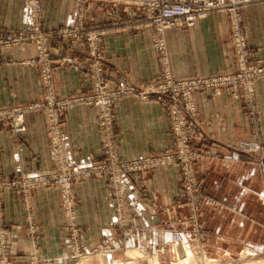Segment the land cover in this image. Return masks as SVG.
<instances>
[{
  "label": "crops",
  "instance_id": "0c3cea01",
  "mask_svg": "<svg viewBox=\"0 0 264 264\" xmlns=\"http://www.w3.org/2000/svg\"><path fill=\"white\" fill-rule=\"evenodd\" d=\"M25 0H0V32L25 31L30 26ZM38 22L51 30L74 22L75 0H39ZM106 6L87 3L83 18L86 26L102 25L107 20ZM120 13L132 18L136 11L121 8ZM240 25L250 56L264 62V1L252 3L240 11ZM167 67L174 78L206 76L234 69L229 23L223 13H216L195 23L192 28H170L163 35ZM105 57L103 68L108 78L121 76L137 83L155 76L158 60L149 32H110L102 37ZM78 51V50H77ZM79 52V51H78ZM33 57L29 45L0 52V106H19L42 97L38 70L26 62ZM52 85L57 98L87 94L90 80L77 66H60L52 61ZM257 107L258 140L264 146V78L254 83ZM197 118L202 122L203 136L199 148L215 156L202 158L206 176L204 188L235 186L241 191L253 187L264 193V173L255 163L264 158V149L248 154L241 145L251 141V124L241 99L233 100L222 90L214 96L195 93ZM114 133L118 157L130 160L149 151L164 152L171 147L165 111L153 101H139L124 96L113 106ZM25 132L12 136L0 127V177L14 179L20 175H38L54 169V158L46 135L45 116L40 111L24 114ZM65 134L64 160L68 165L84 166L99 159L100 138L92 107L76 102L67 107L62 117ZM252 176L254 183L252 184ZM141 182L151 193L157 213L153 214L144 199L131 187L123 185L127 198V226L134 231L113 227L114 200L106 178H91L72 186V222L77 231V247L89 251L111 235L115 249L103 255L100 264H117L130 259L136 250L147 254L155 248L170 245L167 212L180 215L174 208L178 194L177 166H159L144 172ZM231 178V180H226ZM249 182V183H248ZM217 189V188H216ZM206 190V188H205ZM173 214V215H174ZM2 217L9 260L14 264H68L72 261V238L61 211L57 191L52 187L33 190L26 203L12 190L2 194ZM33 227L34 232H31ZM178 246V245H177Z\"/></svg>",
  "mask_w": 264,
  "mask_h": 264
},
{
  "label": "built area",
  "instance_id": "2783aa9c",
  "mask_svg": "<svg viewBox=\"0 0 264 264\" xmlns=\"http://www.w3.org/2000/svg\"><path fill=\"white\" fill-rule=\"evenodd\" d=\"M30 26L25 31L0 32V52L13 47L29 45L33 57L26 63L38 70L42 97L19 106H0V127H6L12 136L25 132L24 114L40 111L45 116L46 135L54 158V169L38 175H20L14 179L0 177V259L7 260L9 253L5 240L2 217V194L12 190L26 203L33 190L52 187L59 197L62 213L72 238V258L76 261L85 256L102 255L114 251L113 237L107 236L102 244L89 251L77 247L78 231L71 225L73 214L72 186L74 183L91 178L105 177L111 197L114 200L113 227L116 230L130 231L127 222V198L123 185L130 183L133 190L147 200L151 212L156 211L151 193L141 182L144 172L156 167L176 165L178 168L180 192L191 194L195 191L193 161L212 154L198 149L203 135V124L196 117L197 108L194 94L214 96L222 90L231 99H241L247 112L251 129V144L246 148L257 149L258 125L254 83L264 78V62L250 56L247 42L240 25V11L243 7L264 0H75L74 22L51 30L42 28L38 22L39 0H25ZM96 2L106 6L107 20L102 25L86 26L83 13L87 3ZM121 8L136 11L132 18L120 13ZM216 13L225 14L229 23L231 47L234 55V69L206 76L174 78L167 67L164 32L170 28L188 29L196 22ZM146 29L151 46L158 60L155 76L137 83H128L121 76L108 78L102 50V37L110 32L135 31ZM79 52H78V51ZM60 66H80L90 80L87 94L76 97L57 98L52 85L53 60ZM135 96L139 101H153L166 113L171 147L164 152L149 151L147 154L130 160L118 157L114 133L113 106L124 96ZM84 103L93 108L100 138L99 159L84 166L68 165L64 160L65 134L62 117L67 107L73 103ZM245 145V144H243ZM194 187V188H193ZM181 207L182 200L175 201ZM34 232L33 227H30ZM183 244L181 234L172 228L170 245ZM76 261L71 264H77Z\"/></svg>",
  "mask_w": 264,
  "mask_h": 264
},
{
  "label": "rangeland",
  "instance_id": "374dc122",
  "mask_svg": "<svg viewBox=\"0 0 264 264\" xmlns=\"http://www.w3.org/2000/svg\"><path fill=\"white\" fill-rule=\"evenodd\" d=\"M165 53L168 55L166 47ZM253 130L250 129V134ZM249 143L252 142L249 140L241 145L242 152L253 154L264 149V146L257 144V149L250 151L246 148ZM198 149L210 152L208 149ZM214 156H203L192 162L196 189L191 194L178 190L175 201L181 199L183 204L178 207L174 201V208L182 211L180 215L167 212L171 217L167 223L170 225L168 231L171 234L172 228H175L181 234L183 244L158 247L147 254L131 249L137 254L130 257L128 253L130 259L120 260L117 264H150L152 258L158 264H264V193L255 192L253 187H246V191H241L235 186L224 185L217 186L213 191L206 186L205 190L202 181L207 173L202 158ZM255 163L259 172L264 173V158H258ZM180 185L181 182L178 181V189ZM130 227V232H133L134 226L130 224ZM102 257V254L96 253L79 261L71 258L72 261L68 264L75 261L77 264H100ZM0 264L14 263L8 256L7 260L0 259Z\"/></svg>",
  "mask_w": 264,
  "mask_h": 264
},
{
  "label": "bare ground",
  "instance_id": "6f19581e",
  "mask_svg": "<svg viewBox=\"0 0 264 264\" xmlns=\"http://www.w3.org/2000/svg\"><path fill=\"white\" fill-rule=\"evenodd\" d=\"M188 252H186V254H187ZM128 254V253H127ZM130 257H131V255L132 256H135V254H137L136 252H134V251H130ZM138 256V255H137ZM187 256H188V254H187ZM135 258V257H134ZM185 260V259H184ZM149 261V260H148ZM181 262H183V261H179V263H181ZM126 264H134L133 262H130V263H126ZM150 264H158V262L155 260V258L153 259H151L150 260Z\"/></svg>",
  "mask_w": 264,
  "mask_h": 264
}]
</instances>
